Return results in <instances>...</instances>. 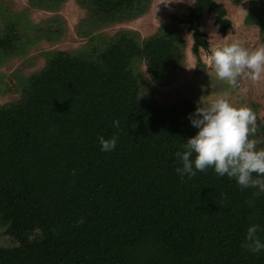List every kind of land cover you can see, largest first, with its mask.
<instances>
[{"label": "trees", "instance_id": "trees-1", "mask_svg": "<svg viewBox=\"0 0 264 264\" xmlns=\"http://www.w3.org/2000/svg\"><path fill=\"white\" fill-rule=\"evenodd\" d=\"M65 1L29 3L55 12ZM74 1L89 15L82 25L90 28L79 34L88 37L85 46L45 51L20 98L0 106V264H264V250L241 246L249 225L264 228V192L241 189L211 168L181 180L175 153L197 131L187 119L194 102L160 104L151 84L167 85L181 67L178 24L193 37L192 77L204 74L198 49L208 44L199 22L213 15L225 36L223 5L193 0L177 25L140 39L130 30L111 37L96 30L136 19L147 0ZM53 18L32 36L31 23L19 36L16 23L2 19L0 60L54 42L62 29ZM244 23L259 26L264 44V0H249ZM113 135L116 147L101 151L97 137ZM252 138L264 148L257 119ZM257 236L264 241V231Z\"/></svg>", "mask_w": 264, "mask_h": 264}, {"label": "rangeland", "instance_id": "rangeland-1", "mask_svg": "<svg viewBox=\"0 0 264 264\" xmlns=\"http://www.w3.org/2000/svg\"><path fill=\"white\" fill-rule=\"evenodd\" d=\"M215 1L225 8V18L230 21V28L225 36H221L214 24V16L203 14L199 28L205 33L208 46L206 50L198 49V56L206 67L204 74L199 78L192 77L196 66V57L192 53V34L186 26L176 23V18H182L187 14L193 0H147L145 12L136 19L103 25L96 32L111 37L120 30H130L137 33L140 39H145L154 35L161 26L177 25V35L182 44V64L173 71L167 85L163 83L157 85L149 81L158 90V102L163 105L178 103L184 99L196 102L201 96L214 97L226 93L227 99L233 106L250 108L255 113L256 119L264 126V79L254 82L249 78L241 77L236 86H229L226 82L215 78L210 66L204 60L205 53L214 45L238 41L243 47L254 48L261 44L259 26L244 23L249 11V0H243L239 5H234L229 0ZM55 16L59 18L55 23H58L57 27L62 31L54 36L56 38L54 42L41 41L32 47L29 46L24 57L0 60V106L20 98L21 83L25 77L44 67L45 60L42 55L45 51H72L83 48L88 37L79 34L82 35L84 30L90 28L85 24L82 25L89 16L87 11L74 0H66L55 12L33 9L29 0H0V30L3 27L1 20H10L16 23V33L19 36L23 34L24 25L28 22L34 25L27 27L26 30H30L28 36H32L35 29L45 32L46 26L51 24ZM53 27L56 28L55 24ZM139 68L140 74L147 80L145 64L141 63Z\"/></svg>", "mask_w": 264, "mask_h": 264}, {"label": "clouds", "instance_id": "clouds-1", "mask_svg": "<svg viewBox=\"0 0 264 264\" xmlns=\"http://www.w3.org/2000/svg\"><path fill=\"white\" fill-rule=\"evenodd\" d=\"M204 60L215 78L229 86H236L241 77L254 82L264 79V44L254 48L243 47L238 41L214 45ZM187 119L197 131L184 140L183 151L175 153L181 164L175 172L181 180L211 168L218 176L234 179L241 189L264 192V148H257L258 141L252 138L256 115L250 108L233 106L226 93L206 95L194 102V111ZM112 123L119 126L118 120ZM97 141L101 151L110 152L117 137L98 136ZM260 231H264L260 225H249L241 246L253 253L264 250V241L257 236Z\"/></svg>", "mask_w": 264, "mask_h": 264}]
</instances>
